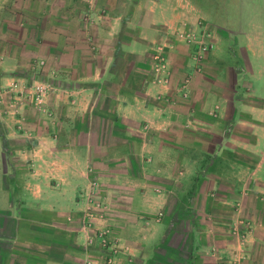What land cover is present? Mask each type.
Listing matches in <instances>:
<instances>
[{"label": "crops", "instance_id": "1", "mask_svg": "<svg viewBox=\"0 0 264 264\" xmlns=\"http://www.w3.org/2000/svg\"><path fill=\"white\" fill-rule=\"evenodd\" d=\"M201 16L0 0V264H264V55L195 60Z\"/></svg>", "mask_w": 264, "mask_h": 264}, {"label": "rangeland", "instance_id": "2", "mask_svg": "<svg viewBox=\"0 0 264 264\" xmlns=\"http://www.w3.org/2000/svg\"><path fill=\"white\" fill-rule=\"evenodd\" d=\"M202 12L196 29L210 48L236 47L242 57L248 47L264 55V0H193ZM207 34L202 38L203 34ZM215 34V35H214ZM264 57L258 58L264 63Z\"/></svg>", "mask_w": 264, "mask_h": 264}, {"label": "built area", "instance_id": "3", "mask_svg": "<svg viewBox=\"0 0 264 264\" xmlns=\"http://www.w3.org/2000/svg\"><path fill=\"white\" fill-rule=\"evenodd\" d=\"M207 34H203L202 38H204ZM185 40L187 43H195L197 46V50L195 51V60L201 61L204 54L209 50L210 46L206 43L205 40L201 39L200 35L196 30H189L187 34H184ZM164 57L161 53L156 55V60L158 62L164 61ZM18 85H15L14 88H17ZM52 89L51 83L38 81L32 84L30 87H22L20 89L12 90V94L16 95V103L18 105H23L26 101L30 99V102H34L36 105L41 104L44 101V97L47 93Z\"/></svg>", "mask_w": 264, "mask_h": 264}]
</instances>
